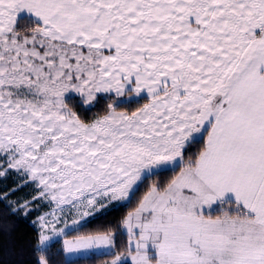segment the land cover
<instances>
[{
  "label": "snow or ice",
  "instance_id": "obj_1",
  "mask_svg": "<svg viewBox=\"0 0 264 264\" xmlns=\"http://www.w3.org/2000/svg\"><path fill=\"white\" fill-rule=\"evenodd\" d=\"M10 174L31 264H264V0H0Z\"/></svg>",
  "mask_w": 264,
  "mask_h": 264
},
{
  "label": "trees",
  "instance_id": "obj_2",
  "mask_svg": "<svg viewBox=\"0 0 264 264\" xmlns=\"http://www.w3.org/2000/svg\"><path fill=\"white\" fill-rule=\"evenodd\" d=\"M195 150V147H193V151ZM164 178L166 179V177ZM0 186L3 187L4 185L0 184ZM5 187L8 188L10 186L6 185ZM7 203L9 202L0 203V224L6 228V234H0V264H31L40 255L39 251L33 254V242L37 231V225H34L33 221L36 215L33 212L27 217L21 213L12 216L10 212L5 210V204ZM124 211H127V209L113 213L112 216L107 217V220L118 218L124 214ZM99 226V223L94 222L83 232H73L68 236L82 235L95 230ZM122 239H126V237H122ZM53 245H55L54 248ZM60 248H62V242H55L48 247L49 254H55L56 250ZM55 258L58 264H104L109 259L108 257H101L99 255L82 256L71 260L66 259L65 255H55Z\"/></svg>",
  "mask_w": 264,
  "mask_h": 264
},
{
  "label": "rangeland",
  "instance_id": "obj_3",
  "mask_svg": "<svg viewBox=\"0 0 264 264\" xmlns=\"http://www.w3.org/2000/svg\"><path fill=\"white\" fill-rule=\"evenodd\" d=\"M20 182H22V178L21 177H18L15 174H10L7 180H0V184L4 185L3 187L0 186L1 187V192L5 191L7 189H11L13 187H17L18 183H20ZM6 185H8L10 187L7 188V187H5ZM33 194H34V190H33L31 185L26 186V187H22V188H19L18 191H16L13 195H11L9 197L8 202L9 203L10 202L14 203L16 201H21L22 202L25 198H29L30 199L31 195H33ZM46 210L47 209H44V208L41 209V211H46ZM32 213L33 212L29 213L28 216H30ZM34 213H35L36 217L40 214L39 212H34ZM21 214H23V213H21ZM36 217H35L34 221L36 220ZM75 237L76 236H74V237L73 236H67V237H60V238L54 239L51 243H49V245L47 247H49L50 245L54 244L57 241L63 242V239H65V238L66 239H74ZM89 255H91V254H89ZM89 255L76 253V254H68V255H65V256H66V259L71 260V259H75V258H78V257L89 256Z\"/></svg>",
  "mask_w": 264,
  "mask_h": 264
}]
</instances>
